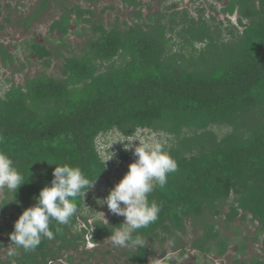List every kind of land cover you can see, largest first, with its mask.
<instances>
[{
    "label": "trees",
    "instance_id": "trees-1",
    "mask_svg": "<svg viewBox=\"0 0 264 264\" xmlns=\"http://www.w3.org/2000/svg\"><path fill=\"white\" fill-rule=\"evenodd\" d=\"M62 1L38 0L21 22L29 30L53 4L61 6L50 34L60 35L69 54L29 41L25 52L45 61L47 69L54 58L63 60L62 78L43 73L25 85L8 82L10 89L0 96V150L25 178L17 193L4 188L0 235L6 238L0 244L18 254L0 264H55L79 252L87 231L77 229L80 221L88 224L90 193L97 184L112 186V162L99 140L113 133L134 138L140 131L168 138L178 170L169 174L164 188L149 194L162 208L156 222L137 230L147 247L127 248L123 257L130 264H152L158 255L154 241L165 245L173 238L172 250L181 251L179 259H184L188 253L180 236L189 226L202 230L191 249L223 259L234 244L238 256L245 257L249 239L240 241L243 231L235 226L241 222L257 227L252 241L261 245V254L235 264H264V0H215L208 18L205 8H197L195 17L180 2L168 6L172 0H151L160 10L148 6L146 16L144 2L123 0L135 10V19L123 22L117 16L109 26L93 9ZM218 4L226 5L218 11ZM114 10L106 8L103 15ZM215 13L229 18L218 21ZM72 34L88 37L80 53H70ZM0 58L3 68L16 63L4 44ZM65 163L79 166L90 180L98 178L85 197L76 198L78 216L68 225L52 221L54 238L43 239L35 250L17 249L9 235L15 221L50 185L56 165ZM219 221H224L222 228ZM121 224L116 216L108 224L96 222L94 242L110 240L112 228ZM223 228H232L234 238L224 236ZM68 262L75 258L70 255Z\"/></svg>",
    "mask_w": 264,
    "mask_h": 264
},
{
    "label": "rangeland",
    "instance_id": "rangeland-1",
    "mask_svg": "<svg viewBox=\"0 0 264 264\" xmlns=\"http://www.w3.org/2000/svg\"><path fill=\"white\" fill-rule=\"evenodd\" d=\"M38 0H0L2 17L0 18V44H4L7 49L16 57V63L11 65L9 68H3L2 62L0 58V96H4V94L10 89V83H14L16 85H25L27 79H33L43 73H47L49 75H53L58 79L62 78L61 70L63 68V60L54 58L53 66L51 69H47L45 66V61H38L35 56H32L25 52V45L29 42H38L44 46H46L49 50L56 52L58 49L62 54H69V50L65 49L61 46L60 35L56 34L51 36L50 27L51 25L60 19L62 15L61 6L53 4L50 12L44 17V19L40 23H35L30 27L29 30L21 24L26 18L30 17L34 12V7L36 6ZM94 3H91L90 0H65L62 3L68 5L69 7H73L75 5L82 6L84 9H93L99 15L102 14V19L105 21V24L109 26L115 22L117 16L121 17L123 22H130L135 19L133 8H127L123 0H93ZM145 3L144 13L147 16L149 14L148 6L154 9V12L160 10L156 3L151 4V0H140ZM215 0H200L193 3V0H172L168 3V6H172L174 2H180V8L188 9L192 12L193 16L197 17L196 9L205 8L207 10V18L212 15V11L209 9L211 3ZM10 5L11 9L7 8ZM196 5V6H192ZM114 7V11H107L103 15V11L106 8ZM222 8V5L218 4V11ZM218 21H224L225 16L219 15V13L214 14ZM10 18V23L7 21ZM75 18V17H74ZM77 28L75 26L72 27V32H76ZM88 37L80 38L74 34L70 36L68 39V44L73 47L70 50V53H80L83 49V46L87 42ZM23 65H26V69L23 72H17V70L22 69ZM16 71V72H15ZM139 139L144 143L156 140L163 141L166 143V146L170 143L168 138L164 135L154 134L148 131H140L136 137L132 139L125 138L124 136L114 133L109 136L103 137L99 140L101 150H110L107 155L103 154L107 157L108 162H112V173L111 178H113L114 186L123 178V176L128 172L129 165L134 162L136 157L134 156V148L131 150L125 149L128 147L129 140ZM136 140L132 143L134 145H139L140 141ZM115 153V155H114ZM129 159L127 162H123L121 156L123 154H127ZM114 157L112 158V156ZM114 160H112V159ZM116 173V174H115ZM110 190L108 185L105 184H97L93 192L90 194L89 202H88V212H86L85 216L89 219V222L95 223L97 220H107L112 216L111 212L108 210L106 204H103V199L106 198L109 194ZM5 198V190L0 189V204ZM1 210H0V218H1ZM116 216V215H115ZM18 217V216H17ZM120 218V222H124L123 216H118ZM107 220H106V219ZM2 219H0V222ZM220 222V228L224 226V221ZM4 223V221H2ZM236 227L241 228L243 231V236L240 238V241H245V239H249L247 244L249 246V250L246 253V256H238L237 246L232 245L230 252L228 255L219 259L215 255H203L198 251L191 249L193 242L202 235V230L199 229L195 231L192 226L188 227L187 234L181 235L182 238V247L187 251L188 256L184 259H180L182 264H235L237 260H240L244 263H248L253 258H256L261 254L260 248L261 245H255L252 239L255 237L257 232V227L251 224H242L241 222L235 223ZM223 235L234 238L233 229H222ZM0 238H6L3 235H0ZM6 243H4L5 246ZM174 245V240L171 238L169 242L165 245L161 243V241H154V250L157 252V258L163 256V252L167 249L172 250V246ZM3 246V245H2ZM127 248H119L114 246L110 240H105L101 245H99L96 249H89L88 251L81 247L79 252L70 253L62 257V259L55 264H70L68 262L69 256H73L75 258V262L73 264H130L128 258H124L123 254ZM98 250V252H95ZM15 248L10 246L8 248H1L0 244V261H9V253L14 252ZM88 252L89 254H86ZM166 253V252H165ZM178 257L181 254V251L177 252ZM92 255V256H91ZM11 256V255H10ZM152 260V264H153Z\"/></svg>",
    "mask_w": 264,
    "mask_h": 264
},
{
    "label": "clouds",
    "instance_id": "clouds-1",
    "mask_svg": "<svg viewBox=\"0 0 264 264\" xmlns=\"http://www.w3.org/2000/svg\"><path fill=\"white\" fill-rule=\"evenodd\" d=\"M225 5H222V8ZM232 21L239 26L237 17L232 18ZM136 140L139 139L127 141L128 147H125L127 150L134 148L133 154L136 159L129 165L128 172L115 186L111 178L112 186H108L110 192L102 200L112 216L109 220L105 218L107 222L96 221L108 224L115 215L119 220L118 216H123L124 222L120 227H113L108 238L114 246L130 250L147 247L145 237L137 230L147 228L156 222L162 208L156 200H149V194L153 193L157 187L164 188L169 174L178 170V163L170 154L165 142L153 140L144 143L139 140L140 143L137 146L132 143ZM109 151L103 150L102 152L106 156ZM123 155H127L129 159L128 153ZM97 179L93 181L87 178L79 166L67 163L56 165L50 185L42 188L39 195L34 197L36 203L24 209L15 221L14 231L9 234L11 244L17 249L30 252L35 250L43 239L52 240L54 232L50 228L51 222L55 221L58 226L68 225L72 218L78 216L79 207L76 198L85 197L86 193L94 187ZM24 180V175L14 166L10 155L0 150V189L6 188L10 192L17 193L19 188L25 184ZM86 212H88V204ZM95 223L89 222L88 219V224L80 221L78 225L79 232L87 231L83 247L87 251L99 246L94 242ZM56 231L59 232L60 228L57 227ZM164 252L166 254L160 258L156 257L153 264H182L175 250L167 249ZM16 254L18 253H9V255Z\"/></svg>",
    "mask_w": 264,
    "mask_h": 264
}]
</instances>
